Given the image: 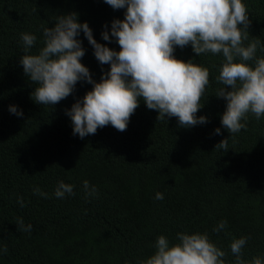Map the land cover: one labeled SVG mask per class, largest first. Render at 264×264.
Returning a JSON list of instances; mask_svg holds the SVG:
<instances>
[{
    "label": "trees",
    "instance_id": "obj_1",
    "mask_svg": "<svg viewBox=\"0 0 264 264\" xmlns=\"http://www.w3.org/2000/svg\"><path fill=\"white\" fill-rule=\"evenodd\" d=\"M242 2L249 40L264 45V0ZM70 12L88 23L97 42L119 50L115 38L104 41L101 33L123 19L125 9L104 0H0V249H7L0 264H139L154 252L158 236L172 243L181 232H206L226 253L225 264H235L233 239L247 237L242 259L264 260V116L248 113L246 127L235 134L221 125L226 101L215 94L223 87L216 79L222 53L196 56L190 45L174 51L209 70L197 112L206 123L182 127L176 117L157 119L141 99L125 131L109 124L80 138L65 110L92 85L79 81L59 103L39 105L20 63L21 34L36 35L35 53L43 28ZM78 39L81 63L99 81L109 65L97 61L82 31ZM256 56L264 51L258 48ZM10 105L23 115L11 113ZM226 137L227 151L214 148ZM85 180L95 195H86ZM60 181L73 185L74 194L57 198ZM18 218L31 232L20 230ZM220 221L226 227L213 231Z\"/></svg>",
    "mask_w": 264,
    "mask_h": 264
},
{
    "label": "clouds",
    "instance_id": "obj_2",
    "mask_svg": "<svg viewBox=\"0 0 264 264\" xmlns=\"http://www.w3.org/2000/svg\"><path fill=\"white\" fill-rule=\"evenodd\" d=\"M104 2L113 9H125L123 19H114L110 30L105 26L101 33L104 41L115 38L118 51L97 42L88 23L79 22L76 12L57 16L52 27H44L43 44L35 53L31 49L37 42L36 35L21 34L25 54L20 57V63L26 77L35 85L31 93L34 102L55 105L71 95L79 81L92 85L82 99L65 110L71 118L74 135L80 138L94 135L98 128L109 124L125 131L141 99L148 109L157 112V119L176 117L182 127L206 123L207 118L197 116V112L209 84V70L191 59L186 61L174 55L176 47L188 45L196 56L223 55L216 78L223 87L215 95L226 101L221 125L230 134L246 127L242 120H247L248 113L257 119L264 116V57L256 56L258 48L264 51V45L259 38L249 40L250 21L242 0ZM81 31L97 61L109 65L99 81L81 63L85 54L78 39ZM9 111L23 115L15 105H10ZM215 132L220 134V129ZM214 148L227 151V137ZM83 188L87 196L97 193L87 180L83 181ZM34 192L47 197L38 188ZM65 194H74L73 185L60 181L54 195L62 199ZM155 198L162 200L163 194L157 192ZM18 202L23 206L22 199ZM226 223L220 221L213 231H222ZM17 226L25 232L32 229L22 218H18ZM247 239L242 236L230 244L235 264H264L260 257L250 262L242 259ZM225 256L206 232H181L172 243L166 236H158L154 252L139 264H225Z\"/></svg>",
    "mask_w": 264,
    "mask_h": 264
}]
</instances>
